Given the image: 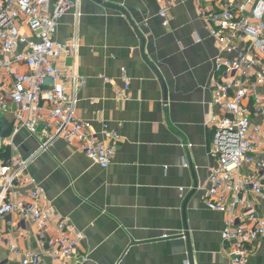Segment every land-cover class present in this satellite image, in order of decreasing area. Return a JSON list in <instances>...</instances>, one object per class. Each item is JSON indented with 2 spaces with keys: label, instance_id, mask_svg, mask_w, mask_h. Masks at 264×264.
Returning <instances> with one entry per match:
<instances>
[{
  "label": "crops",
  "instance_id": "obj_1",
  "mask_svg": "<svg viewBox=\"0 0 264 264\" xmlns=\"http://www.w3.org/2000/svg\"><path fill=\"white\" fill-rule=\"evenodd\" d=\"M223 1L80 0V16L74 11L62 18L55 39L78 42L77 73L84 82L76 115L103 141L104 126L116 131L119 148L104 170L61 139L41 151L44 123L36 135L22 129L9 151L28 162L31 183L8 200L23 202L29 191L44 189L53 219L84 236L72 263L81 255L84 264H230L221 244L225 215L205 206L203 190L217 166L210 155L213 125L223 117L213 104L215 64L234 57L209 30L208 19ZM164 7L168 27L159 17ZM62 64L72 66V55ZM122 69L130 79L126 101L117 97ZM259 93L264 98V87ZM8 103L9 112L0 113L11 123ZM255 202L264 218V202ZM17 223L16 215L0 219V264H22L4 243L9 233L20 250L41 253L36 226L28 223L22 234ZM40 264L50 260L42 257ZM247 264H264V242Z\"/></svg>",
  "mask_w": 264,
  "mask_h": 264
},
{
  "label": "built area",
  "instance_id": "obj_2",
  "mask_svg": "<svg viewBox=\"0 0 264 264\" xmlns=\"http://www.w3.org/2000/svg\"><path fill=\"white\" fill-rule=\"evenodd\" d=\"M79 9L80 0H0V112H9L11 102L15 122L9 138L0 136V152L13 149L20 130L36 135L44 123L41 151L61 139L101 169L112 164L120 142L117 132L104 126L103 141L91 123L76 115L78 89L84 83L77 73L78 42L55 39L62 18L74 11L79 17ZM168 11L164 7L159 13L163 27L169 26ZM208 21L220 49L234 57L219 58L215 64L213 104L223 117L213 125L210 155L217 166L203 189L204 204L225 215L221 244L229 251L230 264H247L255 245L264 242V218L255 202H264V98L259 93L264 87V0H224ZM70 55L74 64H62ZM17 66L27 71L18 73ZM122 80L117 97L126 101L130 79L125 69ZM27 165L14 157L0 163V219L16 215L22 234L33 223L41 253L20 250L10 233L4 239L9 252L22 264H40L42 257L50 264H84L87 258L81 255L72 263L84 236L67 221L53 219L44 189L29 191L23 202L8 200L9 193L31 183Z\"/></svg>",
  "mask_w": 264,
  "mask_h": 264
},
{
  "label": "water",
  "instance_id": "obj_3",
  "mask_svg": "<svg viewBox=\"0 0 264 264\" xmlns=\"http://www.w3.org/2000/svg\"><path fill=\"white\" fill-rule=\"evenodd\" d=\"M163 91L166 94V88L163 85ZM166 99V97H165ZM15 123L14 122H8L3 115L0 113V136L2 138H9L11 136V133L13 131Z\"/></svg>",
  "mask_w": 264,
  "mask_h": 264
},
{
  "label": "trees",
  "instance_id": "obj_4",
  "mask_svg": "<svg viewBox=\"0 0 264 264\" xmlns=\"http://www.w3.org/2000/svg\"><path fill=\"white\" fill-rule=\"evenodd\" d=\"M11 158V152L9 150L0 152V163L8 161Z\"/></svg>",
  "mask_w": 264,
  "mask_h": 264
}]
</instances>
